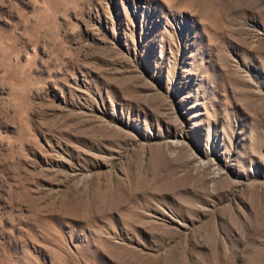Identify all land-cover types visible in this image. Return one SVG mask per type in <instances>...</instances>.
Masks as SVG:
<instances>
[{
  "label": "rangeland",
  "instance_id": "obj_1",
  "mask_svg": "<svg viewBox=\"0 0 264 264\" xmlns=\"http://www.w3.org/2000/svg\"><path fill=\"white\" fill-rule=\"evenodd\" d=\"M0 264H264V0H0Z\"/></svg>",
  "mask_w": 264,
  "mask_h": 264
}]
</instances>
